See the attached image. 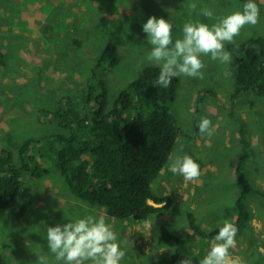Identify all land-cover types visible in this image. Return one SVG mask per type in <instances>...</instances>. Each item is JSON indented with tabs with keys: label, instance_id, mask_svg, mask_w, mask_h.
Here are the masks:
<instances>
[{
	"label": "rangeland",
	"instance_id": "374dc122",
	"mask_svg": "<svg viewBox=\"0 0 264 264\" xmlns=\"http://www.w3.org/2000/svg\"><path fill=\"white\" fill-rule=\"evenodd\" d=\"M193 2L197 3L194 12L188 7ZM246 2L0 0V50L3 52L0 134L5 124L8 125V139L6 134L0 135V149H10L15 161L20 162L16 149L25 139L42 137V142H46L44 148H49L51 142L55 143V134L68 132L70 128L62 126L61 116L50 111L55 114L64 111L63 120L68 122L72 121V115L65 111L70 106L80 105L81 109L76 108L75 112L84 113L83 108L91 104H85L87 81L103 48L113 42L118 61L115 64L108 61L101 69L108 81L111 105L120 90L145 66L154 64L146 59L152 46L142 28L149 17L168 19L173 24L174 38H180L183 25L189 19L212 24L234 11H242ZM255 2L260 8L259 22L245 26L235 42L264 35V0ZM205 7L213 10V19L199 14ZM225 48L228 50V43ZM202 60L204 79L178 76L180 83L171 103L180 133L172 156L153 182V191L168 198V207L142 221L109 216L104 207L92 205L73 194L55 168L54 159L47 155L37 162L46 169L41 178L22 173L25 185L20 206L30 207L26 215L20 216V206L0 209V245L2 251L8 246V253L12 252L8 264H36L38 255L45 254L55 264L47 247V227L86 215H103L112 224L119 240L124 242L122 248L126 255L121 264H157V259L174 247L173 242L158 240L164 224L186 235L192 232L188 211H192L206 229L222 224L225 219L232 221L237 215L235 201L241 187L236 166L243 146L241 134L253 142L248 147L245 175L254 187L264 192V93L242 90L233 97L237 82L232 61L228 66L232 75L226 78L225 65L210 56ZM202 117L212 121L211 136L199 131ZM36 150L33 144L32 151ZM189 153L201 161V174L195 181H186L170 168L172 160ZM150 202L156 206L166 203ZM246 202L252 213L250 227L237 234L236 247L231 251L247 264H264V193H251ZM203 241L198 237L193 242L188 241L181 260L190 258L200 248L202 259L214 242ZM257 241L259 244H255Z\"/></svg>",
	"mask_w": 264,
	"mask_h": 264
},
{
	"label": "trees",
	"instance_id": "16d2710c",
	"mask_svg": "<svg viewBox=\"0 0 264 264\" xmlns=\"http://www.w3.org/2000/svg\"><path fill=\"white\" fill-rule=\"evenodd\" d=\"M228 50L233 53L231 61L236 66L237 88L233 97L242 90L264 93V35L228 43ZM2 58L0 50V64ZM118 58L115 44L108 43L87 81L85 104H91L83 108L84 113L75 112L76 108L81 109L80 105L70 106L65 111L72 115V121L68 122L63 120L64 111L57 114L50 111V114L61 116L63 127L70 128L68 132L55 134V143L51 142V147L44 148L46 142H42V137L27 138L16 149L20 162L15 161L10 149H0V209L20 206L15 203L24 186L22 173L25 171L35 179L42 177L46 169L37 162L47 155L52 156L55 168L73 194L92 205L104 207L109 216L142 221L168 207V198L153 191V182L172 156L180 133L171 111L180 80L178 76L172 78L167 88L154 85L159 66L147 65L120 90L110 105L109 85L101 69L108 61L117 63ZM94 75L97 76L92 80ZM241 141L243 146L236 166L241 189L235 201L238 213L231 221L238 227V233L250 227L252 213L247 197L254 192L264 193L254 187L245 175L249 140L241 134ZM33 144L36 151H32ZM189 155L201 166L199 158L193 153ZM150 200L166 203L156 206ZM29 208L21 205L20 216H25ZM187 220L192 232L186 235L176 233L167 224L161 226L159 242H173L174 247L160 256L157 264H178L188 241L193 242L197 237L205 240L203 242L214 241L223 225L206 229L192 211L187 212ZM255 244H259L258 241ZM201 249L191 255L192 264H200ZM0 264H6L2 250Z\"/></svg>",
	"mask_w": 264,
	"mask_h": 264
},
{
	"label": "clouds",
	"instance_id": "9594fccd",
	"mask_svg": "<svg viewBox=\"0 0 264 264\" xmlns=\"http://www.w3.org/2000/svg\"><path fill=\"white\" fill-rule=\"evenodd\" d=\"M188 7L194 12L197 3H190ZM199 14L208 19L214 18L211 8H202ZM259 18L258 4L255 0H247L242 11H234L212 24L189 19L183 25L182 36L174 38L173 24L168 19L149 17L142 28L152 46L146 59L160 69L154 85L167 88L172 78L180 75L204 79V56L225 65L223 75L231 77L228 66L232 53L226 50L225 44H234L241 30L245 26H255ZM199 131L211 136L214 131L212 121L202 117ZM170 168L186 181H195L201 174L200 165L190 155L176 157L171 161ZM237 234L236 224L225 219L200 264H247L243 258L232 254L231 250L237 244ZM46 240L55 264H121L126 255L122 248L124 242L119 240L112 224L103 215H86L65 224L47 227ZM36 264H52V261L46 254L38 255ZM180 264H192V260L187 257Z\"/></svg>",
	"mask_w": 264,
	"mask_h": 264
},
{
	"label": "crops",
	"instance_id": "0c3cea01",
	"mask_svg": "<svg viewBox=\"0 0 264 264\" xmlns=\"http://www.w3.org/2000/svg\"><path fill=\"white\" fill-rule=\"evenodd\" d=\"M5 117V119L2 121L4 124H5V121H6V116H4ZM8 123V122H7ZM6 126L4 127V131L2 132V134H6V137H7V139H8V125L7 124H5ZM2 134H0V135H2ZM251 143L253 144V142H250L249 141V146H251ZM239 157V156H238ZM39 178H41V177H39ZM24 180V179H23ZM24 185H25V181H24ZM23 188H24V186H23ZM22 188V189H23ZM15 204H21V201H20V198L16 201V203ZM7 247V249H4V254H5V260H6V263L8 264V260L10 259V257H11V254H12V252H11V250H10V252L8 253V246H6ZM10 248V247H9ZM0 250H2V246L0 245Z\"/></svg>",
	"mask_w": 264,
	"mask_h": 264
}]
</instances>
